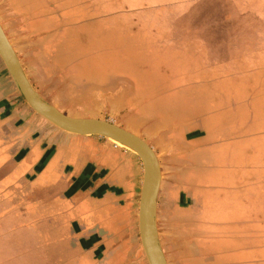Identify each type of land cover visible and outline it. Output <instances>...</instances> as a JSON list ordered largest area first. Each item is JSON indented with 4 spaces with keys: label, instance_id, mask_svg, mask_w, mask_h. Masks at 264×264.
Returning a JSON list of instances; mask_svg holds the SVG:
<instances>
[{
    "label": "crops",
    "instance_id": "crops-1",
    "mask_svg": "<svg viewBox=\"0 0 264 264\" xmlns=\"http://www.w3.org/2000/svg\"><path fill=\"white\" fill-rule=\"evenodd\" d=\"M134 2L0 0V23L46 101L72 117L110 120L154 149L162 175L157 219L162 209L165 214L158 230L168 264H264V173L261 157L252 159L244 145L261 131L234 125L243 131L223 138L228 126L218 117L210 123L214 110L205 96L183 100L194 84H208L209 91L200 93L210 94L212 76L193 82L194 70L170 73L160 55L121 61L127 47L121 37H140L136 49L149 52L134 14L145 7L136 10ZM201 69L208 73L210 65ZM27 106L0 57V143L6 154L0 181L8 180L0 196L19 191L31 198L18 211L34 217L23 228L40 221L54 232L56 264H149L136 218L143 174L139 181L135 167L125 173L119 150L105 147L100 136L38 130ZM228 144L237 149L225 150ZM28 175L30 186L45 182L43 195H34L50 198L55 213L36 207L38 201L32 205L33 191L16 188Z\"/></svg>",
    "mask_w": 264,
    "mask_h": 264
},
{
    "label": "rangeland",
    "instance_id": "rangeland-1",
    "mask_svg": "<svg viewBox=\"0 0 264 264\" xmlns=\"http://www.w3.org/2000/svg\"><path fill=\"white\" fill-rule=\"evenodd\" d=\"M139 3L142 5L139 6ZM134 4L136 10L145 7V11L134 14L141 22V26L137 29L146 32L145 45L149 52L141 53L143 47L140 50L136 49L140 37L136 39L121 37V42L127 45L119 54L121 61L145 62L151 59L150 54L160 55L167 58L170 73H189L194 70L196 79L193 82L212 76L213 84L209 85L211 89L209 95L200 93L209 91L208 84H194L191 88H185L183 100L193 101L205 96L206 107L214 110L211 111L213 116L209 120L210 123L218 117L220 123L225 122L228 126L223 128V133H220L223 138L243 131L242 127L249 132L261 131L256 139L249 137L244 145L252 151L249 155L252 159L261 157L260 172L264 173V39L262 38L264 20L260 16V13H264V3L261 4L260 0H135ZM154 5L159 6L150 8ZM208 65H210L209 72L204 74L201 68H206ZM250 82L254 84L251 88ZM27 108L33 111L32 115L36 121L32 122L38 130L52 128L57 133L69 136L32 108L28 106ZM234 125L242 127L239 129ZM100 138L105 141V147L119 150L120 156L125 160V173L130 171L131 174V170L135 167L137 179L140 181L144 172L141 159L128 148L104 137ZM223 148L234 152L237 144H228ZM5 158L3 144L0 143V167ZM247 163H250L249 160ZM37 169H42V166H38ZM95 173L94 175H101V171ZM32 176L28 175V179H23L24 181L22 180L16 188L33 191L31 196L34 200L30 201L32 205L38 201L36 207L41 209L42 205H47L53 211L56 208L55 203L53 201L48 203L50 198L41 197L44 191L40 189L46 187L45 182L41 181L40 186L38 182L30 186ZM260 179L262 180L261 176ZM7 181L6 179L0 181V191L5 188ZM140 188L139 182L135 197L137 225ZM36 190L42 193L39 194L41 196L34 195L38 194ZM17 192L14 194L8 192L7 196H0V264H56L58 240H55L54 232L40 221L38 223L40 226L32 224L23 228V224L32 221L34 217L18 211H22L23 204L31 198L25 196L27 194L16 195L19 194V191ZM161 206L164 207L163 202ZM163 214L162 209L158 213V224L161 223L162 226L165 217ZM33 229H35L34 233H27L31 235L30 239L23 240L27 236L23 230L33 231ZM60 249L61 245L59 252Z\"/></svg>",
    "mask_w": 264,
    "mask_h": 264
},
{
    "label": "water",
    "instance_id": "water-1",
    "mask_svg": "<svg viewBox=\"0 0 264 264\" xmlns=\"http://www.w3.org/2000/svg\"><path fill=\"white\" fill-rule=\"evenodd\" d=\"M0 57L26 103L61 130L80 136H100L122 145L141 159L144 172L139 203V233L149 264H168L158 230L161 166L154 149L139 135L107 119L66 115L33 87L17 52L0 23Z\"/></svg>",
    "mask_w": 264,
    "mask_h": 264
},
{
    "label": "flooded vegetation",
    "instance_id": "flooded-vegetation-1",
    "mask_svg": "<svg viewBox=\"0 0 264 264\" xmlns=\"http://www.w3.org/2000/svg\"><path fill=\"white\" fill-rule=\"evenodd\" d=\"M43 165H44V163H43ZM42 166V165H41ZM140 196H141V193H140ZM139 203H140V201H139ZM138 219H139V215H138Z\"/></svg>",
    "mask_w": 264,
    "mask_h": 264
},
{
    "label": "bare ground",
    "instance_id": "bare-ground-1",
    "mask_svg": "<svg viewBox=\"0 0 264 264\" xmlns=\"http://www.w3.org/2000/svg\"><path fill=\"white\" fill-rule=\"evenodd\" d=\"M134 152L136 153V151L134 150Z\"/></svg>",
    "mask_w": 264,
    "mask_h": 264
}]
</instances>
